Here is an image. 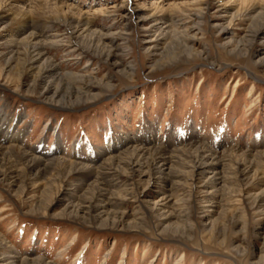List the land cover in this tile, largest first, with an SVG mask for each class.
I'll return each instance as SVG.
<instances>
[{
  "label": "rangeland",
  "instance_id": "374dc122",
  "mask_svg": "<svg viewBox=\"0 0 264 264\" xmlns=\"http://www.w3.org/2000/svg\"><path fill=\"white\" fill-rule=\"evenodd\" d=\"M0 129V264H264V0H0Z\"/></svg>",
  "mask_w": 264,
  "mask_h": 264
},
{
  "label": "bare ground",
  "instance_id": "6f19581e",
  "mask_svg": "<svg viewBox=\"0 0 264 264\" xmlns=\"http://www.w3.org/2000/svg\"><path fill=\"white\" fill-rule=\"evenodd\" d=\"M45 3H46V1H45ZM56 4H57V2H56ZM144 18L147 19L149 17L146 16ZM51 21H53L55 23H58V24L59 23H62L63 25L70 24L68 22H63V21L60 22L59 20H55V19L54 20H51ZM76 24H78V27H80L81 25H83L81 23H76ZM156 24H158V23H155V25ZM160 24H164V26L161 25L159 27V29H164L168 25L167 22H165V21L162 22V23H160ZM27 25L30 26L29 23H27V24H24L20 29L26 28ZM152 26H154V25H151L150 27H152ZM78 27L75 26L74 27L75 30H72V32L75 33L77 31H79V28ZM76 28H77V30H76ZM148 28L149 27H146V29H148ZM31 38H32V40H37V41H35V42H33L31 44L32 45V48H34V49L35 48H38V46H39L38 45L39 44V40H38L39 39V36L36 33L31 32ZM35 55H36V59H38L40 56L43 55V53L41 52V50H37V52H36ZM51 70H53V69H51ZM0 131H1V129H0ZM19 133L23 134V132H19ZM20 138H21V135L17 134V132H12L11 130L9 131V129L6 132V134H4V135L0 133V149L3 148L2 142H11V141H15V140L17 141V140H21ZM56 147L57 148H61L59 142L56 144ZM106 148H103V150H105ZM117 148L118 147H116L115 149H117ZM205 149H206V147L195 146L194 153H195V155L197 157H203L204 158V155L203 154L206 153V152H204ZM163 150L164 149H159V148L158 149H155L154 152H151V154H148L146 157H145V153H147V152L145 151V148H139V150H136V149L133 150V151H135V152H133V157L138 159L136 161H139V160L144 159L143 163L142 164L140 163L141 165H138V163L136 161H132L131 160V162H130L127 159L124 160V159H122V158H120L119 156H116V155H111L109 157H105L104 159H102V161L100 162L99 166H101L102 168H104V166H105V168H107L108 167L107 166L108 164L111 165V167L108 168V169H111L109 171V175H110L111 178H110V180L108 182L107 181H105V182L102 181L103 185L108 184V183L111 184V182L113 183V182L117 181V178L115 177V173L116 172H119V170L117 168H119V165L120 164H123V163H126V164L132 166L131 167V171H130L131 173H134L136 171H140L142 174H146L148 176H151L152 175V171L155 170V173L154 174L157 175L156 176L157 178H165V179H168V177L166 176L167 174H165L164 172L166 170H168V165H169L168 163L171 161V158H173V156L171 154L170 155H166L167 153L165 152V150L164 151ZM39 152H40V154H44V153H42V151H39ZM23 154L26 155V156H28V157H32L33 159H41L39 156H37V157L36 156H33V154H30V153H28L26 151H23ZM211 158H213L212 162L215 161V164L219 165L221 163V160L222 159L219 157V155H215L214 157H211ZM147 159L150 160V161L148 162ZM41 160H43V159H41ZM145 164H148L149 167L146 168ZM152 168H155V169H152ZM4 175L5 176H8V175L10 176V175H12V172H9L8 175H6V174H4ZM47 264H49V263H47Z\"/></svg>",
  "mask_w": 264,
  "mask_h": 264
}]
</instances>
